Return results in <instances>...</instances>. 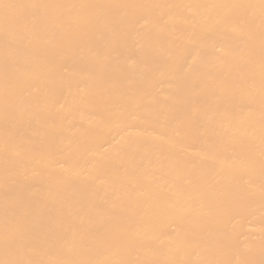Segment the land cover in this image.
<instances>
[{"label":"bare ground","instance_id":"obj_1","mask_svg":"<svg viewBox=\"0 0 264 264\" xmlns=\"http://www.w3.org/2000/svg\"><path fill=\"white\" fill-rule=\"evenodd\" d=\"M0 264H264V0H0Z\"/></svg>","mask_w":264,"mask_h":264}]
</instances>
